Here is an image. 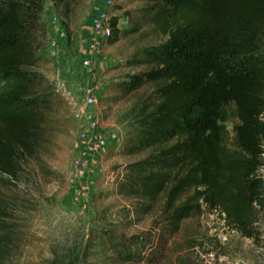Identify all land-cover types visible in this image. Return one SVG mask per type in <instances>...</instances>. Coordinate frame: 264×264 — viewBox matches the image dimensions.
<instances>
[{
    "label": "trees",
    "instance_id": "1",
    "mask_svg": "<svg viewBox=\"0 0 264 264\" xmlns=\"http://www.w3.org/2000/svg\"><path fill=\"white\" fill-rule=\"evenodd\" d=\"M43 1L0 0V81L13 84L0 92V178L9 184L41 138L42 119L32 95L42 88L33 69L46 38ZM144 1L138 19L146 17L144 23L165 40L139 50L128 63L147 67L145 72L113 85L125 95L153 86L121 151L146 156L127 167L121 192L150 201L165 194L163 215L174 230L206 207L253 238L256 215L264 207V0ZM112 28L113 36L126 33L117 30L116 19ZM231 106L239 120L241 155L225 160L222 124ZM2 205L0 264H10L12 232ZM140 243L134 237L117 246L131 253Z\"/></svg>",
    "mask_w": 264,
    "mask_h": 264
},
{
    "label": "rangeland",
    "instance_id": "2",
    "mask_svg": "<svg viewBox=\"0 0 264 264\" xmlns=\"http://www.w3.org/2000/svg\"><path fill=\"white\" fill-rule=\"evenodd\" d=\"M99 1L68 0L57 5L43 1L40 22L46 38L40 41L33 69L42 78V88L32 95L42 119L41 138L35 154L21 161L17 179L9 184L0 178L4 221L12 232L8 262L264 264V207L256 215L254 237L248 238L206 207L174 230L163 215L165 194L150 201L121 192L127 167L146 156L121 151L135 128L139 105L153 86L125 95L113 85L145 72L147 67L132 68L128 63L139 50L165 39L144 23L146 17L138 19L144 0H116L118 31L126 33L115 34L97 54L90 49L95 37L90 16ZM61 32L63 40L57 38ZM12 85L0 81V92ZM88 99L96 104L78 117ZM89 121L97 124L106 140L104 147L92 150L79 140L78 133ZM222 125L221 156L239 158L235 106L229 107ZM260 175L264 176V167ZM134 237L141 243L133 252L117 246Z\"/></svg>",
    "mask_w": 264,
    "mask_h": 264
},
{
    "label": "built area",
    "instance_id": "3",
    "mask_svg": "<svg viewBox=\"0 0 264 264\" xmlns=\"http://www.w3.org/2000/svg\"><path fill=\"white\" fill-rule=\"evenodd\" d=\"M116 0H104V8L96 16L91 19V26L95 33L93 43L90 45V49L99 54L100 48L103 44L108 42L113 37L112 22L116 18ZM56 21V20H55ZM65 37L63 32L58 34V38ZM56 43L53 42L52 46ZM85 66H89L90 63L85 61ZM96 104L94 99H88L85 106H83L77 113L78 117H82L86 114V108H91ZM79 140L88 146L89 149L102 148L106 145V140L103 138L97 130V124L94 121L86 123L81 131L78 133Z\"/></svg>",
    "mask_w": 264,
    "mask_h": 264
},
{
    "label": "crops",
    "instance_id": "4",
    "mask_svg": "<svg viewBox=\"0 0 264 264\" xmlns=\"http://www.w3.org/2000/svg\"><path fill=\"white\" fill-rule=\"evenodd\" d=\"M102 8H103V0H100L99 1V3H98V5H97V7H96V10L93 12V14L90 16V21H91V19L94 17V16H96L99 12H101L100 10H102ZM119 29V25L117 26V30ZM57 38H58V36H57ZM59 39V38H58ZM64 38H62V40H63Z\"/></svg>",
    "mask_w": 264,
    "mask_h": 264
}]
</instances>
